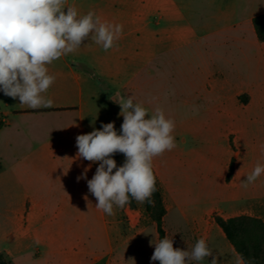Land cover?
I'll use <instances>...</instances> for the list:
<instances>
[{
  "label": "rangeland",
  "instance_id": "1",
  "mask_svg": "<svg viewBox=\"0 0 264 264\" xmlns=\"http://www.w3.org/2000/svg\"><path fill=\"white\" fill-rule=\"evenodd\" d=\"M80 5L83 15L90 10L95 13L104 11L108 4L103 0H83ZM123 45L116 44L106 52L89 37L82 45L89 48L82 47L66 55L67 63L84 68L89 76L83 85L87 133L94 129L102 130V124L114 122L120 134L123 117L119 115V104L113 101L119 98L117 93L125 97L134 96V102L141 103L150 113L156 107L162 108L166 117L175 121L173 135L177 143L172 151L153 160V171L166 208L163 218L165 234L173 239L174 248L184 250L190 249L200 238H205L218 257V264H236L237 253L215 222L217 217L229 218L216 211L201 214L193 211L195 208L203 210L218 200L210 191L211 188L218 190L216 183L210 189L207 186V178L213 173L208 156L216 133L208 128L214 115L206 111V91L201 81L205 72L206 50L171 48L141 51ZM143 58L146 59L142 61ZM48 68L49 74L56 79L42 95L53 101L51 107L28 110L27 105H20L18 99L0 91V128L8 122L6 129L0 131V155H18L21 158L30 154L29 159H22L19 163L0 160V173L17 172L23 185L35 188L40 197L62 196L67 189L65 193L72 197L74 193L70 189L75 185V175L89 168V179L91 167L94 165L96 170L99 162L92 163L81 158L74 165L68 162L67 157H57L53 162L43 158L57 146L55 137L63 134L73 122L70 120L72 117L61 120V114L24 113L78 100L77 93L69 85V73L64 63L56 60ZM65 82L69 89L63 90ZM194 106H199L198 115H192ZM235 137V134H229L227 138L232 147ZM219 140L223 145L221 137ZM53 141L56 142L52 144ZM112 158L118 167L125 161L121 153ZM12 176L7 175L4 183L11 181ZM229 180L227 177V182ZM86 195L88 200H84L79 209L66 210L59 218L64 234H70L72 230L80 234V240L85 244L80 247L86 251L85 264H93V254L107 251L113 253L111 262L108 263L106 257L96 264H132L130 260L134 264H158V261H151L154 246H150V241L157 234V227L148 203L140 204L132 200L123 209L114 206L115 214L108 216L96 209L97 201L91 193ZM151 207H156L155 201ZM58 229L55 227V232ZM149 231L153 235L144 234ZM110 241L112 245H109ZM210 259L203 264H208Z\"/></svg>",
  "mask_w": 264,
  "mask_h": 264
},
{
  "label": "crops",
  "instance_id": "2",
  "mask_svg": "<svg viewBox=\"0 0 264 264\" xmlns=\"http://www.w3.org/2000/svg\"><path fill=\"white\" fill-rule=\"evenodd\" d=\"M103 1L108 4L107 8L96 14L102 21L123 25L121 39L125 40L117 44L141 51L206 50L201 81L206 91V111L214 115L208 128L216 133L208 156L213 173L207 178V186L210 189L216 183L218 190L211 188L210 191L218 200L203 210L195 208L193 211L198 214L216 211L225 218L245 215L264 222V174L246 188L241 183L257 163L264 165L261 150L264 144V42L259 40L254 26V19L264 15V0ZM81 2L83 0H66V7L75 6L81 15ZM82 47L89 48L81 46L79 49ZM66 59L67 56H63L58 60L67 67L68 82L78 100L24 114H61V120L72 117L73 122L63 134L55 137L57 142H52L57 146L43 158L53 162L57 157H67L68 162L75 165L83 159L77 158L76 137L87 134L83 85L89 76L86 70L67 63ZM66 83L62 85L63 90L69 89ZM7 124L0 131L6 129ZM229 134L236 136L233 147L227 141ZM26 158L29 159L30 154L21 158L0 155L1 161L15 163ZM232 164L233 173L227 182ZM95 171L93 165L89 179ZM10 172L0 173V254L14 264H85L86 251L80 249L85 244L80 234L73 230L64 234L59 223L66 210L79 209L84 203L88 189L85 179L77 180L81 174L74 177L75 185L70 189L74 193L72 197L65 193L68 189L62 196L40 197L35 188L23 185L17 172ZM12 174V180L5 184L6 176ZM55 227H59L56 232ZM107 252L93 254L92 263H100L106 257L110 263L113 253Z\"/></svg>",
  "mask_w": 264,
  "mask_h": 264
},
{
  "label": "clouds",
  "instance_id": "3",
  "mask_svg": "<svg viewBox=\"0 0 264 264\" xmlns=\"http://www.w3.org/2000/svg\"><path fill=\"white\" fill-rule=\"evenodd\" d=\"M123 35V25L102 21L94 11L78 15L73 5L66 7V0H0V91L20 105L30 109L51 107L53 101L44 93L55 82L48 65L74 53L86 40H91L108 51L116 46ZM118 103L123 117L120 134L114 122L101 125L90 133L76 137L77 158L92 163L99 162L95 174L87 179L85 168L77 180L87 181L88 192L96 198V209L108 216L115 214L114 206L123 209L132 200L154 204L156 177L153 160L176 148L173 135L175 121L167 118L162 108L153 112L135 97L121 96ZM199 114L194 106L192 115ZM264 151V144L261 145ZM116 153L125 157L122 166L112 158ZM91 166V165H90ZM89 166V167H90ZM115 170V171H114ZM264 174V165L257 163L242 181L247 187ZM84 199L87 201L88 196ZM144 234H152L151 231ZM151 261L159 264H218V257L200 238L190 249L174 248V241L165 235H153ZM132 264H134L133 260ZM236 264H246L243 256L236 254Z\"/></svg>",
  "mask_w": 264,
  "mask_h": 264
},
{
  "label": "trees",
  "instance_id": "4",
  "mask_svg": "<svg viewBox=\"0 0 264 264\" xmlns=\"http://www.w3.org/2000/svg\"><path fill=\"white\" fill-rule=\"evenodd\" d=\"M254 26L259 40L264 42V15L254 19ZM79 68L85 70L82 67ZM232 173L233 164L230 167L228 179L231 178ZM156 189L152 197V200L156 202V207L153 209L151 204H148V209L156 222L159 238L162 239L166 235L163 228V218L166 215V208L163 203L162 193L157 178ZM215 222L223 231L226 239L232 245L235 252L243 256L246 264H264V222L261 219L243 215L227 220L217 217ZM0 264L14 263L0 254Z\"/></svg>",
  "mask_w": 264,
  "mask_h": 264
}]
</instances>
